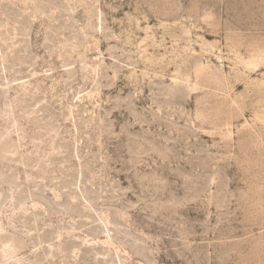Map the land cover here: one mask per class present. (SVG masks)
I'll list each match as a JSON object with an SVG mask.
<instances>
[{"label": "rangeland", "instance_id": "obj_1", "mask_svg": "<svg viewBox=\"0 0 264 264\" xmlns=\"http://www.w3.org/2000/svg\"><path fill=\"white\" fill-rule=\"evenodd\" d=\"M0 264H264V0H0Z\"/></svg>", "mask_w": 264, "mask_h": 264}]
</instances>
